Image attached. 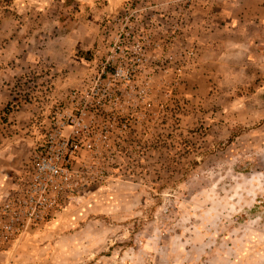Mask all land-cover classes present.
I'll use <instances>...</instances> for the list:
<instances>
[{
    "label": "rangeland",
    "instance_id": "374dc122",
    "mask_svg": "<svg viewBox=\"0 0 264 264\" xmlns=\"http://www.w3.org/2000/svg\"><path fill=\"white\" fill-rule=\"evenodd\" d=\"M199 2L0 0L5 264H264V56Z\"/></svg>",
    "mask_w": 264,
    "mask_h": 264
},
{
    "label": "crops",
    "instance_id": "0c3cea01",
    "mask_svg": "<svg viewBox=\"0 0 264 264\" xmlns=\"http://www.w3.org/2000/svg\"><path fill=\"white\" fill-rule=\"evenodd\" d=\"M192 12L201 29L197 39L201 59L217 54L232 60L243 55L252 61L256 54L264 56V0H200ZM26 256L18 253L14 264L30 261ZM7 257L0 252V264Z\"/></svg>",
    "mask_w": 264,
    "mask_h": 264
},
{
    "label": "trees",
    "instance_id": "16d2710c",
    "mask_svg": "<svg viewBox=\"0 0 264 264\" xmlns=\"http://www.w3.org/2000/svg\"><path fill=\"white\" fill-rule=\"evenodd\" d=\"M86 59H93V54L90 50L86 51ZM8 111H5V115L3 116V119L4 121L7 119L6 115H8ZM8 132H7V129H3L2 131L0 130V137H5V136H8ZM142 158V157H141ZM135 160V159H134ZM136 163H138V160H135ZM103 161L101 159H97L96 163H95V167L94 169L92 170L93 171H97V174L94 175V173H91L92 177L89 176L88 177V183L90 185H98L102 182H104V173L102 170H100V167L102 165Z\"/></svg>",
    "mask_w": 264,
    "mask_h": 264
},
{
    "label": "built area",
    "instance_id": "2783aa9c",
    "mask_svg": "<svg viewBox=\"0 0 264 264\" xmlns=\"http://www.w3.org/2000/svg\"><path fill=\"white\" fill-rule=\"evenodd\" d=\"M6 207H9V204H6ZM4 209H6V208H4ZM14 213L17 214V210H16ZM22 224H25V223H22ZM21 227H22V228L20 229V233L25 232V230H26V225H22Z\"/></svg>",
    "mask_w": 264,
    "mask_h": 264
}]
</instances>
